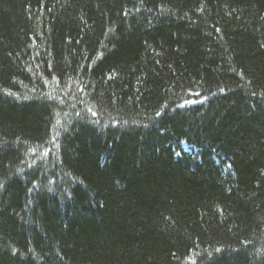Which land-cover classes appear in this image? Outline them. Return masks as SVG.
Returning <instances> with one entry per match:
<instances>
[{"label": "trees", "instance_id": "obj_1", "mask_svg": "<svg viewBox=\"0 0 264 264\" xmlns=\"http://www.w3.org/2000/svg\"><path fill=\"white\" fill-rule=\"evenodd\" d=\"M0 264H264V0H0Z\"/></svg>", "mask_w": 264, "mask_h": 264}]
</instances>
